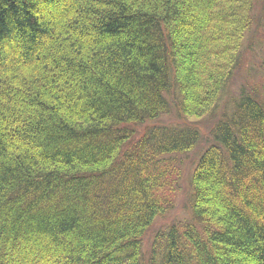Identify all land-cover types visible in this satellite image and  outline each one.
I'll use <instances>...</instances> for the list:
<instances>
[{
    "label": "trees",
    "instance_id": "trees-1",
    "mask_svg": "<svg viewBox=\"0 0 264 264\" xmlns=\"http://www.w3.org/2000/svg\"><path fill=\"white\" fill-rule=\"evenodd\" d=\"M255 0H0V264H264V100L242 89L171 205ZM143 132L137 130L145 126Z\"/></svg>",
    "mask_w": 264,
    "mask_h": 264
},
{
    "label": "rangeland",
    "instance_id": "rangeland-1",
    "mask_svg": "<svg viewBox=\"0 0 264 264\" xmlns=\"http://www.w3.org/2000/svg\"><path fill=\"white\" fill-rule=\"evenodd\" d=\"M252 24L243 40L240 51L239 66L233 74L231 84L224 97L221 99L212 114L196 118H185L178 111L171 109L169 115L163 116L158 122L152 124L177 125L180 122L196 125L202 138L195 149L178 158L182 162V177L175 191L165 192L167 201L172 204L164 215L159 216L149 232L144 238L145 251L150 246L155 234L165 231L172 225L183 226L192 222V188L190 177L205 149L213 143L212 131L220 116L224 112H229L231 105L242 89H257L258 94L264 100V0H255L252 13ZM145 126H140L137 130L142 133Z\"/></svg>",
    "mask_w": 264,
    "mask_h": 264
}]
</instances>
